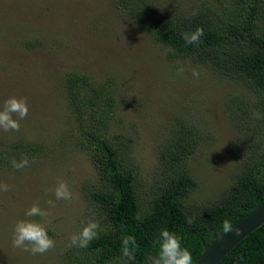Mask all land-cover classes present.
Wrapping results in <instances>:
<instances>
[{
    "label": "rangeland",
    "instance_id": "1",
    "mask_svg": "<svg viewBox=\"0 0 264 264\" xmlns=\"http://www.w3.org/2000/svg\"><path fill=\"white\" fill-rule=\"evenodd\" d=\"M175 2L184 9L209 3L218 11L227 0ZM116 4L117 0H0V109L11 96L26 99L29 109L19 120V131L0 129V185L9 186L0 191V264H97L98 252L90 247L94 239L86 248L69 247L70 237L89 221L98 223V235L110 231L87 194L99 183V174L88 152L73 139L79 133L70 122L63 85L73 72L97 83L111 78L118 86L112 138L127 153L131 149L130 160L139 164L140 197L152 192L161 145L182 123L208 134L188 163L197 180L191 199L201 205L214 202L234 184L240 158L239 132L232 122L242 113L226 101L235 92H246L242 84L216 76L205 65L173 57ZM191 69L199 76L193 77ZM248 135L253 153L264 152V136ZM15 144L37 148L21 156L29 164L19 170L3 163L2 155L17 150ZM60 181L73 193L71 201L56 199L54 189ZM33 204L48 216H26ZM20 220L41 223L54 247L35 255L13 247ZM108 264H122V259Z\"/></svg>",
    "mask_w": 264,
    "mask_h": 264
},
{
    "label": "trees",
    "instance_id": "2",
    "mask_svg": "<svg viewBox=\"0 0 264 264\" xmlns=\"http://www.w3.org/2000/svg\"><path fill=\"white\" fill-rule=\"evenodd\" d=\"M159 1L117 0L116 5L169 48L173 57L205 65L216 76L242 84L246 92H235L226 101L233 111L242 113L241 119L232 122L239 132L238 172L234 184L214 202L201 205L193 201L190 194L197 180L188 163L208 134L199 126L178 123V132L166 137L158 152L152 192L140 197L135 166L139 164L130 160L131 149L127 153L112 138L118 86L111 78L97 83L84 73H71L63 85L73 117L70 122L79 133L78 139H73L88 152L99 174V183L87 194L110 225V231L99 234L90 246L98 252L97 264L118 258L122 264H151L149 258L157 255L165 228L180 237L181 247L190 251L195 264L205 247L224 230L225 220L232 225L264 203V152L253 153L248 135L264 136V0H227L218 11L209 3L184 9L176 0ZM197 28L203 29L200 41L187 44L183 34ZM13 147L17 150L2 155L3 163L12 167L13 160L19 162L32 151L28 149H37L28 144ZM126 235L134 236L138 244L134 260L121 254ZM219 264H264V225Z\"/></svg>",
    "mask_w": 264,
    "mask_h": 264
},
{
    "label": "clouds",
    "instance_id": "3",
    "mask_svg": "<svg viewBox=\"0 0 264 264\" xmlns=\"http://www.w3.org/2000/svg\"><path fill=\"white\" fill-rule=\"evenodd\" d=\"M195 15V13H193ZM203 35V29L197 28L192 33H184L183 39L187 44H196L200 41ZM190 67V65H189ZM185 69H181L184 71ZM193 77H198L199 72L195 69H191ZM28 105L26 99L11 96L4 101L3 108L0 109V129L4 131H19V120L24 119L28 115ZM17 117V118H14ZM256 118H260L259 113H254ZM29 161L27 157L21 161H12V165L15 169L27 167ZM9 186L7 184L0 185V191H8ZM54 195L57 200L63 199L71 201L73 193L69 189L66 182L60 181L55 189ZM51 204V201H49ZM25 215L28 217H47L48 212L42 210L38 204H33L26 210ZM191 223V221H188ZM234 224V223H233ZM99 225L95 221H89L78 234H73L70 237L71 246H77L86 248L89 243L95 239L98 235L97 229ZM225 232L232 231L231 224L225 220L223 223ZM13 247L22 248L24 251L35 254H43L50 248L54 247V241L48 235L45 227L34 220H20L16 223L14 228ZM238 234V230H237ZM121 254L129 260L135 259V253L138 248L136 238L132 235H126L122 238ZM29 245L31 247H29ZM203 253V252H202ZM201 256V255H200ZM151 264H192V255L187 248L181 247L180 237L175 233L170 232L168 229H162L159 240V251L155 257H150ZM196 264V263H195Z\"/></svg>",
    "mask_w": 264,
    "mask_h": 264
},
{
    "label": "water",
    "instance_id": "4",
    "mask_svg": "<svg viewBox=\"0 0 264 264\" xmlns=\"http://www.w3.org/2000/svg\"><path fill=\"white\" fill-rule=\"evenodd\" d=\"M264 225V203L232 224V231L220 232L204 249L196 264H219L246 237ZM238 230V234H237Z\"/></svg>",
    "mask_w": 264,
    "mask_h": 264
}]
</instances>
